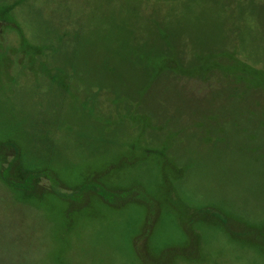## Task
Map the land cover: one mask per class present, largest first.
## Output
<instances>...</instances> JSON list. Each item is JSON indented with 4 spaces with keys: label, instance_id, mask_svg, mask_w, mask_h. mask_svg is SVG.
<instances>
[{
    "label": "rangeland",
    "instance_id": "rangeland-1",
    "mask_svg": "<svg viewBox=\"0 0 264 264\" xmlns=\"http://www.w3.org/2000/svg\"><path fill=\"white\" fill-rule=\"evenodd\" d=\"M0 264H264V0H0Z\"/></svg>",
    "mask_w": 264,
    "mask_h": 264
}]
</instances>
